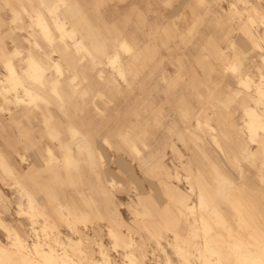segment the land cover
I'll return each instance as SVG.
<instances>
[{"label": "rangeland", "instance_id": "1", "mask_svg": "<svg viewBox=\"0 0 264 264\" xmlns=\"http://www.w3.org/2000/svg\"><path fill=\"white\" fill-rule=\"evenodd\" d=\"M261 45L264 0H0V79L61 67L0 86V264H264Z\"/></svg>", "mask_w": 264, "mask_h": 264}, {"label": "bare ground", "instance_id": "2", "mask_svg": "<svg viewBox=\"0 0 264 264\" xmlns=\"http://www.w3.org/2000/svg\"><path fill=\"white\" fill-rule=\"evenodd\" d=\"M53 4V3H52ZM63 4H65V3H63ZM44 5H45V3H44ZM55 5V4H54ZM46 7V6H45ZM49 7H51V6H49ZM56 8V7H55ZM54 8V9H55ZM72 8V7H71ZM58 10V9H57ZM56 10V11H57ZM56 11H53V8L52 9H50V12H51V15H52V18H53V22H55V24H56V28L61 32V38L60 37H58V38H60V40L63 38L64 39V36H65V24L63 23V22H61V20H59V18H58V16H56V15H54L55 13L54 12H56ZM75 11V10H74ZM257 16V15H256ZM62 18V17H61ZM37 25L39 26V27H41V29H42V31H43V34H44V36L43 37H45V39H46V41H48V42H50V43H53V40L55 39L54 37V35H53V33H52V30H51V27L48 25L49 23H48V21L46 20V19H44V18H42V17H40L38 20H37ZM245 24V23H244ZM73 27V26H72ZM16 29V28H15ZM71 29V28H70ZM67 31H68V29H66ZM74 30V29H73ZM69 32H70V30H69ZM68 34V33H67ZM66 34V35H67ZM69 38V37H68ZM89 38L91 39V40H97L98 38H100V35L98 34V32L97 31H94V30H92L91 32H90V35H89ZM62 39V40H63ZM58 40V39H57ZM56 41V40H55ZM39 47H40V44H38L37 42H35ZM73 43V42H72ZM119 43V42H118ZM49 44V43H48ZM101 44V43H100ZM121 44H123L124 45V47L126 46V48L128 47L127 45H128V42L126 43L125 42V40H123V43H121ZM55 45V44H54ZM75 45H76V47H74L75 49H77L78 47L80 48V46H84L85 47V45L82 43V41H80L79 39H77V40H75ZM80 45V46H79ZM71 45L68 43V42H65L64 43V47L66 48V49H68L69 47H70ZM72 46H74V45H72ZM78 46V47H77ZM53 48H54V46H52ZM97 47V46H96ZM261 47L262 48H264L262 45H261ZM260 47V48H261ZM30 49V48H29ZM128 49V48H127ZM88 50V49H87ZM86 50V51H87ZM100 50V49H99ZM17 50L15 49L14 50V52H16ZM81 51V50H80ZM132 51V50H131ZM52 52V51H51ZM57 52V49L56 48H54L53 49V54L54 53H56ZM88 52V51H87ZM116 52V51H115ZM83 53V52H82ZM10 55V54H9ZM77 55V54H76ZM108 55V54H107ZM115 55V54H114ZM45 56H46V54H45ZM49 57V56H48ZM27 59H25L26 60V62H27V68H25L24 69V76H20L18 73H17V71H16V69H15V67H14V65H13V63H12V61L11 60H9L8 61V73H7V75L3 78V79H0V86H1V92H2V95H4V97H5V99H6V101H9V102H12V103H14V104H16V106L17 105H20V104H24V103H28V104H31V103H33L34 101H37L39 98H41V96L38 94V92H36V90L33 88V84L34 83H40L42 86L45 84L43 81L45 80L46 81V79H48V75H47V71L49 70V68H51V67H56L57 68V71L58 72H60L61 70V67L59 66L60 64H59V61L58 60H55L54 62H52L51 64L49 63H46L44 60H42V59H40V58H38L36 55H34L33 53H32V51H30V55L28 56V57H26ZM81 58V57H80ZM83 58V57H82ZM108 58V57H107ZM118 54H116L115 56H112V57H110L109 59L113 62V64L116 62V61H118ZM10 59V58H9ZM81 60V59H80ZM53 61V60H52ZM108 61V60H107ZM80 62V61H79ZM83 63V62H82ZM107 63V62H106ZM117 65V64H116ZM110 66V65H109ZM231 66H233V65H231ZM237 67V66H236ZM236 71H237V68L235 69ZM49 72V71H48ZM59 76H60V73H59ZM75 77V76H74ZM59 78V77H58ZM78 78V77H77ZM73 79H75V78H73ZM242 79V78H241ZM250 79V78H249ZM262 80V79H261ZM58 81H59V79H54L53 80V83H52V88L54 89V90H57L56 89V86H57V84H58ZM73 81V80H72ZM74 82V81H73ZM72 82V83H73ZM77 82V81H76ZM250 82V84H251V81H249ZM51 83V82H50ZM59 85V84H58ZM242 85V84H241ZM256 85V84H255ZM257 86H258V84H257ZM22 87V90H20V88ZM44 87V86H43ZM256 88V87H255ZM257 92L258 91H260L259 93L261 94V97H264V82L262 81L260 84H259V86L257 87V90H256ZM54 93H55V91H54ZM58 93H60L59 91H58ZM9 94V95H8ZM10 94H11V96H10ZM56 95H57V93H56ZM60 95V94H59ZM84 95V94H83ZM58 96V95H57ZM59 97V96H58ZM61 99V98H60ZM63 100V99H62ZM26 103V104H27ZM37 103V102H36ZM33 105V104H32ZM37 105V104H36ZM35 107V106H34ZM258 119V118H257ZM46 121V120H45ZM47 124V123H46ZM54 129V128H53ZM51 130V129H50ZM49 132H51V131H49ZM55 132H56V129H55ZM59 136V135H58ZM75 137L77 136H80V137H82L81 136V134L77 131L76 132V134L74 135ZM76 139H78V138H76ZM83 139V138H82ZM60 141V140H59ZM79 141H81V140H79ZM83 141V140H82ZM261 141H263V140H261ZM75 143V142H74ZM88 143V142H87ZM259 143V142H258ZM68 145V144H67ZM63 146V145H62ZM64 146H65V144H64ZM73 146V145H72ZM78 147V146H77ZM80 149V148H79ZM63 150V149H62ZM83 150V149H82ZM86 150V149H85ZM72 154V153H71ZM56 156V155H55ZM50 157H51V154H50ZM72 157V156H71ZM93 157V156H92ZM62 160V159H61ZM56 161V160H55ZM54 161V162H55ZM52 162V161H51ZM62 162V161H61ZM14 172V171H13ZM11 179H12V177H11ZM17 183V182H16ZM24 190V189H23ZM30 191V190H29ZM33 193V192H32ZM35 197V196H34ZM31 201H33V198L31 199ZM35 201V200H34ZM33 201V202H34ZM30 204L31 203H29V206H30ZM59 207V206H58ZM21 208H23V206H21ZM35 208V207H34ZM60 208V207H59ZM30 209H31V207H30ZM63 209V208H62ZM22 210H24V209H22ZM28 210V209H27ZM60 210H61V208H60ZM25 211V210H24ZM35 211V210H34ZM38 211V210H37ZM28 212H30V210H28ZM32 212V211H31ZM26 213V212H25ZM35 213V212H34ZM38 213V212H37ZM87 213V212H86ZM30 214V213H29ZM28 214V215H29ZM32 214V213H31ZM80 214V213H79ZM38 215H39V213H38ZM63 216H65V215H62V217ZM29 217H31V216H29ZM83 217H85L84 215H83ZM36 218V217H35ZM41 218V217H40ZM65 218V217H64ZM31 219L33 220V217H31ZM36 220H37V218H36ZM48 220V219H47ZM66 220V219H65ZM80 221H81V219H80ZM47 222H49V221H47ZM35 223V222H34ZM45 224V223H44ZM43 225V224H42ZM46 225V224H45ZM47 226V225H46ZM57 226V225H56ZM56 228V227H55ZM57 228H58V226H57ZM43 229V228H42ZM52 229V228H51ZM54 229V228H53ZM52 229V230H53ZM13 230V229H12ZM58 231V230H57ZM13 232V231H12ZM52 234H53V231H52ZM51 234V235H52ZM55 234V233H54ZM12 235V234H11ZM14 235H15V239H17V240H19V241H21L22 240V238H21V236L19 235V233L17 232V231H15V233H14ZM46 235V234H45ZM44 235V236H45ZM62 235V234H61ZM60 235V236H61ZM39 236V235H38ZM43 235H42V237H44ZM47 236H48V234H47ZM58 236V235H57ZM66 236H68V235H66ZM37 238V237H36ZM59 238V237H58ZM57 238V240H56V242L59 240ZM66 238V237H65ZM67 239V238H66ZM73 240V239H72ZM78 240V239H77ZM49 241V240H48ZM54 241H55V238H54ZM53 242V241H52ZM55 242V243H56ZM70 242V241H69ZM74 242V241H73ZM77 242V241H76ZM71 243V242H70ZM15 244V243H14ZM19 244V243H18ZM20 244L22 245V243L20 242ZM58 244V243H57ZM63 244V243H62ZM4 245V244H3ZM11 245V244H10ZM21 245H18V247L19 246H21ZM35 245H39V244H36L35 243ZM61 245V244H60ZM66 245V244H65ZM14 246H16V244L14 245ZM13 246V247H14ZM79 248V247H78ZM1 250H3L4 251V248L3 247H1L0 248ZM67 249H65V251H66ZM70 250V249H69ZM77 251H79V250H77ZM82 251V250H81ZM76 252V251H75ZM79 253V252H78ZM82 254V253H81ZM83 255V254H82ZM85 258V257H84Z\"/></svg>", "mask_w": 264, "mask_h": 264}, {"label": "crops", "instance_id": "3", "mask_svg": "<svg viewBox=\"0 0 264 264\" xmlns=\"http://www.w3.org/2000/svg\"><path fill=\"white\" fill-rule=\"evenodd\" d=\"M38 19L40 18V17H42V18H44V19H46L42 14H40L39 12H38ZM37 19V20H38ZM37 20H36V22H37ZM47 20V19H46ZM48 21V20H47ZM48 23H49V21H48ZM89 35H90V33H89ZM17 49V48H16ZM14 52V51H13ZM32 53H34V52H32ZM30 55V53H28V56ZM35 55V54H34ZM27 56V57H28ZM25 59H27V58H25ZM25 62H26V60H25ZM13 63V62H12ZM14 65V64H13ZM14 67H15V65H14ZM25 68H27V62H26V65L23 67V69H22V71H24V69ZM15 69H16V71H17V68L15 67ZM17 73L19 74V72L17 71ZM22 77V76H21ZM54 79H56V78H53L52 80H54ZM33 88H34V86H33ZM35 90H36V92H38V94L41 96V97H43L41 94H40V92L38 91V89H37V86L34 88ZM263 104H264V102H263ZM20 105H22V104H20ZM20 105H17V106H20ZM247 112L249 113V114H251V116L252 117H254L255 119H263V118H261V114H258L257 112H256V109L255 108H250V109H248L247 110ZM68 125H69V129H70V131H71V134L74 136L75 134H76V132L78 131L80 134H82V132H81V130L76 126V122H75V120L74 119H70V121H68ZM257 140V139H256ZM258 142L260 143V141H259V139H258Z\"/></svg>", "mask_w": 264, "mask_h": 264}]
</instances>
